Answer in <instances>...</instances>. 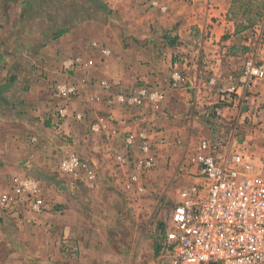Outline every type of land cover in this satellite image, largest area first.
<instances>
[{
	"label": "crops",
	"instance_id": "crops-1",
	"mask_svg": "<svg viewBox=\"0 0 264 264\" xmlns=\"http://www.w3.org/2000/svg\"><path fill=\"white\" fill-rule=\"evenodd\" d=\"M234 1L156 0L167 11L152 7L139 14L132 9L124 21L125 30L116 33L114 26L106 23L102 26H108L105 32H90L84 4L74 16L70 0H52L41 9L33 0H0V198L12 176L47 181L57 159L68 152L83 155L97 177H120L127 171L117 173L122 167L114 165L116 157L126 154L123 135L140 127L159 130L168 141L160 147L158 167L149 177L154 184L148 198L152 208L161 206L177 186L198 181L197 165L186 169L183 165L184 149L198 142L199 119L203 115L229 118L237 113L221 95L218 100L219 90L232 87L238 95L250 92V102L263 99L264 73L247 84L241 76L256 34L242 46L236 44L243 32L237 31V19L231 14ZM92 39L104 43L110 54L95 51L89 45ZM255 53L264 61V44H259ZM74 57L78 63H93L66 67ZM173 71L185 75L183 85L171 87ZM101 81L110 87L103 88ZM56 82H73L79 88L77 96L64 101L68 115L58 129L49 120L62 102L53 92ZM136 84L161 91L160 103L127 108L115 98L117 92L127 93ZM75 113L82 119L75 120ZM99 116L108 121L103 131L93 133L89 124ZM235 142L233 138L232 144ZM137 154L133 147L128 157ZM144 197L128 196L139 202L147 199ZM60 198L52 193L46 199L47 211L37 216L25 212L23 216L29 214L26 219L13 221L22 237L11 244L13 254L24 258L28 254L26 260L47 264L64 260L59 252L63 240L60 243L58 234L63 230L68 237L66 211L61 215L64 210L54 205ZM2 213L0 207V217ZM154 260L155 251L151 264Z\"/></svg>",
	"mask_w": 264,
	"mask_h": 264
},
{
	"label": "built area",
	"instance_id": "built-area-1",
	"mask_svg": "<svg viewBox=\"0 0 264 264\" xmlns=\"http://www.w3.org/2000/svg\"><path fill=\"white\" fill-rule=\"evenodd\" d=\"M105 54L108 49H102ZM80 65L72 59L66 67ZM262 66L252 59L244 62L241 76L244 83H251L262 76ZM186 82L181 71H173L171 87ZM107 87L106 83H102ZM54 95L62 102L54 108L50 124L58 129L67 117V103L78 95L75 83H55ZM221 100L235 104L236 94L219 90ZM163 93L146 85L136 84L128 92H117L115 98L127 108H141L145 103L156 107ZM245 98V96L243 97ZM113 104V98L108 99ZM75 120H81L78 113ZM108 119L99 116L90 122L91 132L103 131ZM159 130L140 127L123 135L126 154L117 158L116 165L129 164L141 173L153 168L165 136ZM135 147L137 156L128 157ZM116 156V155H115ZM184 168L197 165L199 180L176 187L177 199L170 202L167 219L159 232L155 248V264H264V174L255 167L249 157L240 151L238 143L221 138L201 139L192 151L187 150ZM59 168L74 178H94L89 162L76 153H67L59 161ZM141 174L126 175V187L131 188ZM139 188V187H138ZM142 189V188H141ZM3 211L17 217L25 212L39 214L46 210V199L40 182L31 176H12L7 190L0 198ZM67 237L63 245H68Z\"/></svg>",
	"mask_w": 264,
	"mask_h": 264
},
{
	"label": "rangeland",
	"instance_id": "rangeland-1",
	"mask_svg": "<svg viewBox=\"0 0 264 264\" xmlns=\"http://www.w3.org/2000/svg\"><path fill=\"white\" fill-rule=\"evenodd\" d=\"M51 1L33 0L34 3L40 5L39 9ZM147 1L85 0L81 2L80 0L79 2V0H70L73 15H76L77 10L81 9L84 4L85 18L90 32L97 30L105 32L108 26L103 28L102 26L106 23L114 26L116 33H118V30H125L124 21H126V16L132 9H137L139 14H142L143 10L146 12L152 7H157L160 11H167V7L157 4L156 0L149 1V4H147ZM231 14L232 17L237 19L239 25L247 27L239 28V32L243 33L238 39L237 45L242 46L243 41L251 38L253 33L256 34V38L253 40L255 41L254 46H252L254 50L252 49V53L247 59H252L255 65L262 66L264 61L259 56L256 58L255 50L259 44H264V0H235ZM89 42V45L94 50L99 51L100 54L107 56L110 54V49L104 43L94 39ZM102 49H108L109 53L105 54ZM77 58L74 57L73 59L77 60ZM79 63V66H86L93 62L89 60L85 64L79 60ZM262 70L264 73V69ZM262 76H258L257 79L262 78ZM102 83L105 82L101 81L100 86H102ZM106 85L110 87L108 83ZM248 94L252 95L250 92L246 94L242 92L240 96L235 95L236 103L234 105L226 103L235 106L237 113L234 117L221 118L220 115H215L214 119H210L211 117L203 115L199 119L198 131L200 134L197 135V141L199 142L203 138L223 137L222 140L231 142L234 138L235 143L239 144L240 151L249 157L261 174H264V94L263 99L258 102L256 100L250 102ZM244 96L245 98H243ZM219 97L220 93L217 96L218 100H220ZM167 143L165 137L164 146ZM196 145L186 147L184 154L187 150L192 151ZM68 153L83 156L77 152ZM60 159H57L56 166L54 170H51L52 174L48 176L47 181H41L39 178L31 176L40 182L45 199H48V196L52 193L59 194L62 199L60 198L61 200L55 202L54 205H58V209L64 210L61 215L65 214L66 211L64 227L67 228L69 246L61 243L65 239L63 230L59 231L58 240L62 245L59 247V252L67 262L63 263L64 260H61L54 264H61V262L62 264H151L157 237L163 229L164 220L167 219L170 202L177 199V196H175L176 190H173L167 195L163 204L157 208H152L151 201H148L150 194L154 192L152 190L154 184L150 182L149 177L150 173L158 167V156L155 166L143 174L138 167L129 164H124V166L114 165L115 168L127 167L123 170L121 168L117 173L127 171L128 173L141 174L137 184L131 188L126 187L125 174L128 175L127 172L112 180H106L104 176L100 175L97 177L98 175H95V172L94 176L97 177L95 181L93 178H74L59 168ZM164 162L168 165L169 159L166 158ZM117 193L119 194L117 195ZM122 193L126 194L122 197ZM145 195L147 199L141 200V202H139V199L128 198V196L132 198L142 196L145 199ZM47 210L32 215L37 216ZM2 212L3 216L0 217V264H47V262L26 260V258H29L28 254L25 258L13 254L15 247L11 244L14 241L22 240L20 234L15 230L13 221H23L30 213L17 217L12 212L7 213L3 210Z\"/></svg>",
	"mask_w": 264,
	"mask_h": 264
},
{
	"label": "trees",
	"instance_id": "trees-1",
	"mask_svg": "<svg viewBox=\"0 0 264 264\" xmlns=\"http://www.w3.org/2000/svg\"><path fill=\"white\" fill-rule=\"evenodd\" d=\"M240 27H242V28H247L246 26H243V25H241V24H240V25L237 24V31H239V28H240Z\"/></svg>",
	"mask_w": 264,
	"mask_h": 264
}]
</instances>
